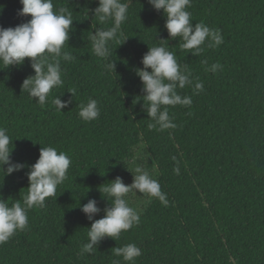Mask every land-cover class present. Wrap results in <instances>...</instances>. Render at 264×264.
Here are the masks:
<instances>
[{
    "label": "trees",
    "instance_id": "16d2710c",
    "mask_svg": "<svg viewBox=\"0 0 264 264\" xmlns=\"http://www.w3.org/2000/svg\"><path fill=\"white\" fill-rule=\"evenodd\" d=\"M53 3L72 10L65 49L75 60L61 61L64 84L50 92L44 106L21 91L23 80L34 75L28 58L18 67L0 65V127L13 139L11 160L25 164L0 176V198L23 202L28 166L42 146L64 151L71 166L57 197L28 210V227L0 244V264H111L114 258L125 264L111 248L128 243L142 250L135 264H264V0H192L187 10L193 24L203 21L224 37L199 56L181 50L179 38L169 39L162 10L132 0L121 25L128 38L109 45L114 71L92 50L91 33L112 26L94 16L98 0ZM0 6V27L30 19L18 16L19 0H0ZM160 45L175 52L204 86L198 95L192 87L178 89L192 104L169 106L177 127L163 131L148 127L152 121L135 74L148 47ZM216 62L222 70L205 71ZM71 88L72 103L57 111L52 98L68 99ZM89 98L98 102L100 115L85 122L78 112ZM140 153L168 205L150 198L138 225L115 241L106 237L95 254L79 255L91 223L80 206L95 199L101 212L94 219L102 218L111 197L99 190L126 176Z\"/></svg>",
    "mask_w": 264,
    "mask_h": 264
},
{
    "label": "clouds",
    "instance_id": "9594fccd",
    "mask_svg": "<svg viewBox=\"0 0 264 264\" xmlns=\"http://www.w3.org/2000/svg\"><path fill=\"white\" fill-rule=\"evenodd\" d=\"M19 3L22 8L18 10V16H30V19L15 27H0V65L3 68L18 67L28 58L34 75L23 80L21 91L44 106L50 92L64 84L61 61L75 60L65 49L74 20L72 10L66 6L56 9L53 0H19ZM131 3L132 0H98V6L94 9V16L100 24L112 21L111 27L97 28L90 35L94 54L106 61V66L112 71L115 69V61L109 60L112 52L109 45L111 42L120 45L128 38L123 35L121 25L128 19ZM147 3L156 11L162 10L168 37L179 38L181 50L199 56L205 47L215 49L223 43L220 29L210 28L203 21L193 24L192 13L187 10L192 6V0H147ZM2 10L3 6H0V12ZM141 64L143 67L136 68L135 74L142 83L143 98L147 102L145 112L152 121L148 127L161 131L175 129L177 125L169 115V106L190 107L192 104L191 97L181 95L178 89L192 87L193 94L198 95L203 91V82L198 77L193 78L188 65H181L175 52L164 45L148 47L141 58ZM201 64L207 65V59L201 60ZM218 69L222 70V65L216 62L206 67L205 71L215 73ZM68 92L71 94L68 99L61 100L58 95L52 98L51 103L57 111L72 103L76 89L71 88ZM99 115L100 109L95 99L89 98L86 103H81L78 116L85 122L93 121ZM12 140L8 130L0 127L2 178L25 167V164L11 160L14 148ZM172 160L176 162L173 172L179 175V162L175 156ZM70 166L71 158L64 151H58L53 146H42L39 149L38 159L28 166V187L23 202L16 200L9 204L0 198V244L6 243L18 231L28 227V210L37 206L44 207L46 198L57 197V187L67 179ZM134 171L136 174L131 184L126 185L117 176L99 190L111 197L110 207L103 209L102 218L94 219L101 212L95 199H89L80 206V211L91 223L87 228V242L81 245L79 255L95 254L100 242L106 237L115 241L122 232L140 223V213L130 207L125 198L128 193L135 191L146 194L158 199L162 205H168L167 194L162 192L158 180L143 166H136ZM111 250L113 256L122 258L125 264H135L136 258L142 255V250L134 243L115 246ZM111 264H121V259L114 258Z\"/></svg>",
    "mask_w": 264,
    "mask_h": 264
},
{
    "label": "rangeland",
    "instance_id": "374dc122",
    "mask_svg": "<svg viewBox=\"0 0 264 264\" xmlns=\"http://www.w3.org/2000/svg\"><path fill=\"white\" fill-rule=\"evenodd\" d=\"M138 165L143 166L150 172L146 158L142 153L138 154L137 158L132 163L129 173L122 178L126 185L132 183L133 176L136 174L134 169ZM150 174L152 175L153 173L150 172ZM125 198L127 199L129 206L137 210L139 213L143 211V208L147 205L150 199L146 194H140L139 192L136 193L135 191L128 193Z\"/></svg>",
    "mask_w": 264,
    "mask_h": 264
}]
</instances>
